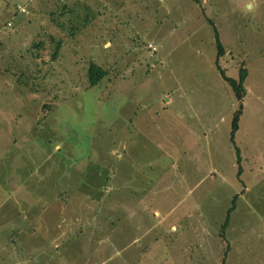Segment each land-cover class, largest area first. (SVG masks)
I'll return each instance as SVG.
<instances>
[{
	"label": "rangeland",
	"instance_id": "rangeland-1",
	"mask_svg": "<svg viewBox=\"0 0 264 264\" xmlns=\"http://www.w3.org/2000/svg\"><path fill=\"white\" fill-rule=\"evenodd\" d=\"M249 2L0 0V195L24 250L42 224L72 264H264V0ZM208 18L219 66L247 70L238 176ZM90 61L106 70L92 85Z\"/></svg>",
	"mask_w": 264,
	"mask_h": 264
},
{
	"label": "crops",
	"instance_id": "crops-1",
	"mask_svg": "<svg viewBox=\"0 0 264 264\" xmlns=\"http://www.w3.org/2000/svg\"><path fill=\"white\" fill-rule=\"evenodd\" d=\"M7 193L8 191L6 194L4 193V197L0 195V197H2L0 198V264H25L26 262H31V264H42L43 262L39 260L40 256H43L44 259L47 260L52 258V261H49L50 264H72L71 257L66 254L65 244L64 246H60L55 240L50 238L47 240L45 237L39 239L41 235L49 234L48 230H46V226L43 228L42 224L39 225L38 231L34 232L33 235H29L26 239L24 250L20 241L21 237L23 238L21 235L22 227L20 226V222H18L20 220L18 218H15L13 222L9 220L7 215L8 209L3 208L1 205L2 199L6 200ZM15 210L21 215V210ZM27 215L32 216V211H29ZM22 216L24 218L23 214ZM30 227L32 229L34 228L33 226ZM38 234H40L39 237L34 240ZM45 240L47 241L41 245ZM30 256L32 259L28 258ZM24 257H26V260ZM35 258L38 259L35 260ZM47 260H45V262H48Z\"/></svg>",
	"mask_w": 264,
	"mask_h": 264
},
{
	"label": "trees",
	"instance_id": "trees-1",
	"mask_svg": "<svg viewBox=\"0 0 264 264\" xmlns=\"http://www.w3.org/2000/svg\"><path fill=\"white\" fill-rule=\"evenodd\" d=\"M207 21L210 24H212V26H213V38H214V46H215L214 64H215L216 68L218 69L221 77L230 86V88L234 94V97L237 101V106L233 110L232 116L230 119L229 139L234 145V152L236 155L235 161L237 163L236 176H238V174L240 172L239 155H238V148L235 146V144L233 142V133L237 129V126H238V117H239V114L241 112V102L240 101H241V98L244 95V91H245L244 86H243V80L247 74V70H246V67L243 65V62H240L238 69H237V76L236 77H232V76L225 74L224 70L218 64V57L224 53L223 45L219 40L216 28L214 27L213 23L211 22V19L208 18ZM86 73H87L88 84L92 85V84L96 83L106 73V70L104 68H102L101 66H99L98 64L94 63L93 61H90L88 66H87ZM234 199H235V195H233L230 205L226 208V212L224 214V219L220 224L221 228H223L227 223L228 215H229L231 207L233 206Z\"/></svg>",
	"mask_w": 264,
	"mask_h": 264
},
{
	"label": "clouds",
	"instance_id": "clouds-1",
	"mask_svg": "<svg viewBox=\"0 0 264 264\" xmlns=\"http://www.w3.org/2000/svg\"><path fill=\"white\" fill-rule=\"evenodd\" d=\"M258 7V0H250V2L246 6V13L254 14Z\"/></svg>",
	"mask_w": 264,
	"mask_h": 264
},
{
	"label": "built area",
	"instance_id": "built-area-1",
	"mask_svg": "<svg viewBox=\"0 0 264 264\" xmlns=\"http://www.w3.org/2000/svg\"><path fill=\"white\" fill-rule=\"evenodd\" d=\"M16 9L19 10L20 12H27V9L25 8L24 5H19V4H17V5H16ZM7 23H8V22H7ZM146 46H147L150 50H154V49H155L154 45H152L150 42H148V43L146 44Z\"/></svg>",
	"mask_w": 264,
	"mask_h": 264
}]
</instances>
